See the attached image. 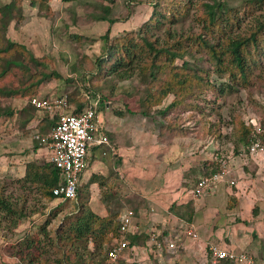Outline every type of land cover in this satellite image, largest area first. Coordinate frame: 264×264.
Here are the masks:
<instances>
[{
    "label": "trees",
    "instance_id": "1",
    "mask_svg": "<svg viewBox=\"0 0 264 264\" xmlns=\"http://www.w3.org/2000/svg\"><path fill=\"white\" fill-rule=\"evenodd\" d=\"M103 1L99 21L110 25L120 22L112 17L117 10L116 0ZM125 1L127 8L138 4L137 0ZM35 3V0L31 2ZM148 9V17L138 28L123 30L112 37L109 29L100 38L104 42L103 54L93 63L96 70L93 80H139L143 88L136 94L144 92L145 110L133 109L131 95L126 93L121 95L125 97L123 101L118 100L122 108L114 114L131 118L138 129L171 141L192 135L203 124L199 114L205 116L206 108L216 101L207 99L208 96L219 99L237 87L252 86L255 72L264 71V0L245 1L243 13L253 18L245 30L241 28L242 11L231 6L229 0H152ZM192 13L193 27L177 29ZM24 19L23 0H12L0 7V98H29L31 103L44 85L63 77L50 66L51 56L36 58L25 45L8 38L9 23L14 21L19 25ZM71 38L79 43L87 40V36L81 35H71ZM206 62L209 67L204 66ZM213 76L218 80H212ZM14 78L16 85L9 86V80ZM69 101L71 114L75 116L83 114L89 106V100L81 101L76 95ZM115 102L113 97L100 99L105 108ZM29 105L39 111L32 103ZM16 113L26 129L33 118L31 114L0 104V120L11 119ZM58 120V116L42 120L38 125L42 136L48 135ZM185 123L192 126H184ZM230 125L236 139V153H239V145L250 152L257 138L264 142V133L246 124L241 117L235 116ZM217 137L222 136L218 133ZM40 138L38 144L34 138L36 150L43 145ZM204 165L209 166L204 177L215 174L220 168L217 160ZM24 166L25 174L12 179L19 187V194H5V186L0 191V222H8L14 231L40 212L28 206L30 198L34 196V200L47 209V204L58 201L54 190L61 184V173L50 161L31 160ZM102 179L104 177L93 175L89 183L79 189L77 210L66 213L73 200L61 202L50 210L43 223L25 232L11 246L16 264H103L104 258L99 261L97 258L106 250L108 258L109 250L121 238L120 213L112 212L113 207L120 209L121 206L106 204L108 213L101 215L92 209L90 196L83 195L93 183L103 187ZM171 213L189 224L195 217L193 203L173 206ZM58 218L59 224L54 227ZM220 264L235 263L224 260Z\"/></svg>",
    "mask_w": 264,
    "mask_h": 264
},
{
    "label": "crops",
    "instance_id": "2",
    "mask_svg": "<svg viewBox=\"0 0 264 264\" xmlns=\"http://www.w3.org/2000/svg\"><path fill=\"white\" fill-rule=\"evenodd\" d=\"M31 2L29 8L24 6L25 19L19 25L14 21L9 23L7 35L13 41L25 45L36 58L46 55L54 58L50 54L54 46L51 38L47 41L36 34L39 29L36 26L40 22L36 26H33V22L45 18L37 14L39 3L32 5ZM43 94L42 99L47 98L45 100L60 98H52L50 92L46 91L39 93L41 96ZM31 108L29 104L23 109L13 107L16 112L25 110L33 116L26 129H30L35 121L39 125L47 117L54 119L41 111L46 116L38 120V111L31 112ZM17 114L11 119L0 120V168L8 171L13 169V173L22 177L25 174V162L21 164V155L17 156L14 151L20 141V130L26 129L22 127ZM107 117L106 120L104 113L100 112L106 133L110 135V145L96 147L90 152L88 166L92 169L87 172V168L81 186L87 185L93 175L102 176L104 188L108 186L112 191L106 196L101 194L102 188L98 183L91 184L92 209L106 215L107 205L110 204L104 203V197L113 196L120 200L114 203L121 206L114 211L120 213L119 219L125 210L134 211L135 217L126 235L129 248L122 256L124 260H133L134 264L141 261H144L142 264H211L210 246H215L238 254H248L254 264H264V151L251 153L244 147L240 148L239 153L229 151L227 158H220L227 162L229 171L225 181L210 189L198 190L197 183L209 167L204 163L217 159L214 154L207 155L204 151L200 155L188 151L181 147V142L178 144L179 137L170 141L151 131L145 132L136 128L131 118L123 119L115 114ZM37 129L40 132L41 128ZM38 132L39 137L42 136ZM41 146L45 148L46 161H49V146ZM41 148H34L32 155L27 151L28 154L22 157L26 158V162L39 161L37 151ZM7 154L12 155L14 162L9 160ZM220 160L217 159L219 163ZM194 174L197 175L196 179L193 178ZM135 198L140 199L136 210L131 208L137 204ZM190 203H193L195 210L192 224L171 213L173 206ZM189 228L195 230L197 239L186 236ZM173 241L176 249L169 248V243ZM149 255L153 258L151 262L147 261Z\"/></svg>",
    "mask_w": 264,
    "mask_h": 264
},
{
    "label": "rangeland",
    "instance_id": "3",
    "mask_svg": "<svg viewBox=\"0 0 264 264\" xmlns=\"http://www.w3.org/2000/svg\"><path fill=\"white\" fill-rule=\"evenodd\" d=\"M9 1L11 0H0V5ZM151 1L152 0H137V5H132L130 8H127L125 5V0H116L117 10L112 17L121 21L110 25L107 22L99 21V17L101 15V6L104 2L103 0H36V2L39 3V6L36 10L37 14L42 16V18L44 17L45 19L33 22V26H36V24L40 22L41 25L39 23V25L36 26L39 28L37 30L38 33L36 34L43 39H47V41H49L51 38V42L54 46L51 48L52 50L50 54H53L54 58L51 57L52 61L50 66L57 70L63 77L60 80L50 81L46 86L44 85L40 89V92H50L49 95L52 98H66L69 105V98L73 97L74 95L80 98L81 101L87 99V95L91 96L92 101H96L98 98L102 99L104 96H108L110 98L113 97L115 98L116 102L112 105H109V108L103 107L102 104L99 105V111L104 113L106 120L108 115L113 116L115 110L122 108L120 102L123 101L122 99L125 97L121 95L126 93L131 95L130 103L133 109L142 111L145 110L142 102L144 92H141L139 95L136 94L138 90L143 88V84L139 80H128L121 82L111 78H104L99 81L93 80V74L96 73L93 63L97 57L103 54L104 42H102L100 38L104 36L109 29H111L112 37L123 31V29L130 30L132 28H138L145 18L148 17V13L146 11L149 10L148 5ZM245 1L246 0H229L231 6L239 8L242 11L240 15L242 30H245L247 27H249L253 19L249 14L244 15L243 13ZM30 2L31 0H23V10L24 6L27 8L30 7ZM48 4H51V6ZM40 5H42L43 8ZM52 8H54L53 10L55 11H52ZM27 11L29 13V9H27ZM193 13L191 14V17L184 24L179 25L177 29L183 28L184 30H189V28H192ZM197 31L198 29L195 26V32ZM71 35L87 36V40L79 43L73 40ZM8 38L10 39V37ZM204 66L209 67L210 65L206 62L204 63ZM16 80V78L9 80L8 85H16ZM212 80L218 79L217 77L213 76ZM113 87L114 91L112 92ZM43 96L44 94L42 96L38 95L36 97L42 98ZM207 99H213L216 101L212 104L210 103V105L206 108L205 116L199 114V118H203V124H200L192 135L180 138L178 140V144L180 142V145L182 144L181 147L187 148L188 151H194L200 155L204 153V151L207 153V155L214 154L218 160H220L221 157L227 158L229 154L228 152L235 151L234 149L236 147V139L232 134L233 127L230 125L235 116L241 117V119L248 125L252 124L259 133H264V71L258 70L255 72L252 86L247 88L237 87L235 90L228 92L219 99L214 96H208ZM118 100H120V102ZM0 104L2 106H11L12 108L15 107L16 109H23L28 106V104H30V100L29 98H0ZM32 110L34 109L31 108L30 111L32 112ZM66 113H72V109L69 108L66 110ZM36 116L38 117V120H41V118L46 116V114L39 110ZM212 123L214 125L209 129ZM37 125L38 124L35 121L30 129L28 128L22 131L19 129L20 141L18 142V147L15 146L14 152L17 156L21 155V164L26 162V158L22 157L23 154H28L26 152L29 151L31 153L29 155H32V151H35V140L36 144L39 143ZM134 125L137 126L135 122ZM184 126H192V123H185ZM218 133L221 134V139L217 137ZM12 134L13 133L10 135ZM174 139L175 138H173V140ZM257 140L264 149L263 140L261 138H257ZM242 146L243 145H239V149ZM175 147H177V145ZM44 149L45 148L42 147V151H37V158H39V162H45L47 160L46 151H44ZM10 151H12L11 148ZM7 155H9V160L14 162V160H12V155ZM29 158L32 159L34 157ZM88 167L89 168L87 172H90L92 168L91 166ZM12 170L8 171L2 167L0 168V191L2 187L5 186V194L17 196L19 194V187L15 186V184L12 182V179L20 175H16V172L13 173ZM196 176L197 175L194 174L193 178L196 179ZM83 187L84 186H81L80 188ZM100 187L102 188L101 194L103 195L107 196L112 191L110 188H108V186H105L104 188V186L102 187V185H100ZM133 192L140 194L135 190ZM83 195L90 196L92 198L93 194L90 191V187L87 186V189L83 192ZM135 199L137 204L132 205L131 208L136 210L138 209L136 206H139L138 203H140V199ZM119 201L120 200H118V198L113 196L108 198L104 197V203L110 204V206ZM61 202L62 201H56L54 203L47 204L48 208L43 209L44 204L37 201V199L34 200V196H32L28 202V206L40 210L34 219L29 221L23 227L21 226L18 231L11 229L8 222H0V264H16L17 259L13 256V249L11 246L18 239L23 237L25 232H28L29 230L32 231L37 228L38 225L43 223L50 210L56 206H59ZM78 203V198L73 200L65 212L67 213L69 211L77 210ZM115 210H117L116 207L115 209L113 207L112 212ZM126 211L127 210H125L123 213ZM53 224L54 227L57 226L59 224V218ZM150 256L151 255H149L147 258V261L149 262H151L153 259L150 258ZM103 258L105 260L103 264H134L133 260L132 262H128V260L126 261L124 258L114 263L107 262V250L106 252L104 251L103 255L97 259L99 261ZM141 262L136 264H142Z\"/></svg>",
    "mask_w": 264,
    "mask_h": 264
},
{
    "label": "built area",
    "instance_id": "4",
    "mask_svg": "<svg viewBox=\"0 0 264 264\" xmlns=\"http://www.w3.org/2000/svg\"><path fill=\"white\" fill-rule=\"evenodd\" d=\"M86 97L89 100V106L80 116L66 113V110L70 108L66 98L45 100L35 97L31 100L38 110L47 112L53 118L59 117L57 126L48 135L39 138L43 145L49 146V161L61 173V184L54 190V195L62 202L78 198L82 178L88 168L90 152L96 147L110 145L105 126L100 118V98L92 101L91 96L87 95ZM258 151H264L259 141L250 148L251 153ZM228 174L227 162L222 159L219 171L211 176L201 178L197 189H210L218 183L224 182ZM230 184L233 185L234 182H230ZM134 217L135 213L131 209L121 215L119 219L121 238L117 239L115 245L109 250L107 262H117L129 248L126 235L130 231ZM186 236L192 239L198 238L193 228L186 230ZM169 248L176 249V243L170 242ZM224 260L232 261L235 264H254L248 254H238L210 246V263L220 264Z\"/></svg>",
    "mask_w": 264,
    "mask_h": 264
}]
</instances>
